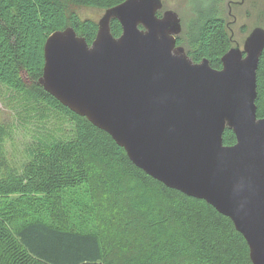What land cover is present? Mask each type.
<instances>
[{"label": "trees", "instance_id": "trees-1", "mask_svg": "<svg viewBox=\"0 0 264 264\" xmlns=\"http://www.w3.org/2000/svg\"><path fill=\"white\" fill-rule=\"evenodd\" d=\"M123 1L0 0V85L13 93L9 104L19 106L18 115L52 123L17 168L4 157L10 132L0 119V264H252L245 239L228 217L147 175L109 134L38 84L43 46L52 32L71 26L88 44L95 38L97 22L71 7L106 10ZM110 31L121 34L117 20ZM183 36L177 45L214 69L232 48L227 23L213 4L196 10ZM256 92V115L264 118V49ZM234 143L227 128L223 144ZM82 185L105 233H83L71 225L65 199ZM34 197L45 199L46 219L14 213L17 200Z\"/></svg>", "mask_w": 264, "mask_h": 264}, {"label": "water", "instance_id": "water-1", "mask_svg": "<svg viewBox=\"0 0 264 264\" xmlns=\"http://www.w3.org/2000/svg\"><path fill=\"white\" fill-rule=\"evenodd\" d=\"M162 8L163 0H125L104 10L91 44L71 26L52 32L38 84L109 134L147 175L228 217L251 263L264 264V118L255 105L264 29L214 69L177 45L181 19L173 10L159 15Z\"/></svg>", "mask_w": 264, "mask_h": 264}, {"label": "rangeland", "instance_id": "rangeland-1", "mask_svg": "<svg viewBox=\"0 0 264 264\" xmlns=\"http://www.w3.org/2000/svg\"><path fill=\"white\" fill-rule=\"evenodd\" d=\"M213 4L216 13L224 18L227 30L232 40V47L238 45L242 49L245 38L256 27L264 29V0H163L165 10L175 11L181 19L182 31L177 38L184 37L190 21L195 17L196 10H209ZM83 18H89L95 22L101 18L104 10L86 7H71ZM185 51L187 47L181 44ZM13 93L0 85V119L9 126L10 137L3 144V153L6 161L12 166L20 168L27 161V151L37 144L40 132L52 128L48 121L40 123L38 117L25 118L18 115L19 106H10L9 100ZM14 201V200H13ZM66 207L69 212L70 222L74 229L83 233H97L102 226L97 219L94 208L85 185L71 190L67 194ZM19 203L18 215H28L31 218L46 219L48 217L47 203L43 197L17 200ZM26 204V205H25ZM102 210V207H100ZM20 216V215H19Z\"/></svg>", "mask_w": 264, "mask_h": 264}]
</instances>
